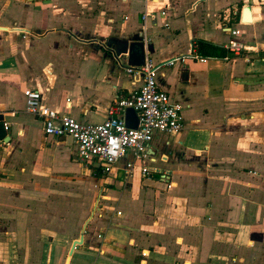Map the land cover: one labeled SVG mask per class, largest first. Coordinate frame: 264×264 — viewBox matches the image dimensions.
I'll return each mask as SVG.
<instances>
[{
	"label": "crops",
	"instance_id": "crops-1",
	"mask_svg": "<svg viewBox=\"0 0 264 264\" xmlns=\"http://www.w3.org/2000/svg\"><path fill=\"white\" fill-rule=\"evenodd\" d=\"M140 33L153 63L197 40L247 51L157 71L185 123L147 145L150 178L83 167L22 90L100 124L144 81L107 43ZM263 44L264 0H0V264H264Z\"/></svg>",
	"mask_w": 264,
	"mask_h": 264
},
{
	"label": "built area",
	"instance_id": "built-area-1",
	"mask_svg": "<svg viewBox=\"0 0 264 264\" xmlns=\"http://www.w3.org/2000/svg\"><path fill=\"white\" fill-rule=\"evenodd\" d=\"M147 16L148 14L144 13L143 19ZM229 33L233 38L239 35L238 30H229ZM233 38L225 49L230 55L240 56L247 48ZM187 59L206 62L209 58L199 55L196 45H193L187 56H176L161 63L146 59L142 68L127 67L129 74L143 76V84L129 95H119L109 108L108 118L100 124L60 115L41 104V94L38 90L29 88L22 90L26 112L42 120L47 136L71 138L76 146L79 164L96 166L102 173L108 174L116 164L123 161L128 176L133 173L135 165L139 164L141 177L150 178L151 170L144 164L147 160V145L154 135L175 134L185 123L183 106L170 101L168 94L159 88L156 74L161 68L174 66L176 63L183 64ZM126 108H133L137 112L138 125L135 129L126 127L122 117ZM3 145L4 142L0 139V150Z\"/></svg>",
	"mask_w": 264,
	"mask_h": 264
},
{
	"label": "water",
	"instance_id": "water-1",
	"mask_svg": "<svg viewBox=\"0 0 264 264\" xmlns=\"http://www.w3.org/2000/svg\"><path fill=\"white\" fill-rule=\"evenodd\" d=\"M246 12H249L246 9ZM107 47L113 52L118 54H124L125 58H123V63L125 67H136L142 68L145 66L146 54H145V42L143 39V34L140 33L136 38L131 39L130 42L122 41L121 43L114 44L112 41L107 43ZM112 52V51H111ZM125 124L126 127L135 129L138 125V115L137 112L133 108L125 109ZM0 139L3 140L4 143L9 141V137L7 136V132L4 126V123L0 121ZM82 238L80 240H76L73 242L71 250L69 252V256H71L73 250L77 245H80ZM69 263V258L67 259L66 264Z\"/></svg>",
	"mask_w": 264,
	"mask_h": 264
},
{
	"label": "trees",
	"instance_id": "trees-1",
	"mask_svg": "<svg viewBox=\"0 0 264 264\" xmlns=\"http://www.w3.org/2000/svg\"><path fill=\"white\" fill-rule=\"evenodd\" d=\"M195 45L197 47V53L203 57L222 60L229 55L227 50L223 46L215 45L201 40L195 41Z\"/></svg>",
	"mask_w": 264,
	"mask_h": 264
},
{
	"label": "rangeland",
	"instance_id": "rangeland-1",
	"mask_svg": "<svg viewBox=\"0 0 264 264\" xmlns=\"http://www.w3.org/2000/svg\"><path fill=\"white\" fill-rule=\"evenodd\" d=\"M262 49H264V44H263V46H262ZM82 166L88 168V166H85V165H82ZM91 171H92V173H93L94 170H91Z\"/></svg>",
	"mask_w": 264,
	"mask_h": 264
}]
</instances>
